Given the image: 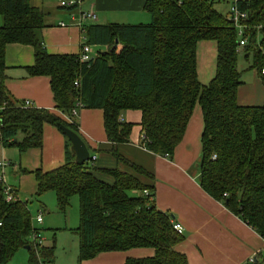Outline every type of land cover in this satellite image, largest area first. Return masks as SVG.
I'll list each match as a JSON object with an SVG mask.
<instances>
[{
  "label": "trees",
  "instance_id": "trees-1",
  "mask_svg": "<svg viewBox=\"0 0 264 264\" xmlns=\"http://www.w3.org/2000/svg\"><path fill=\"white\" fill-rule=\"evenodd\" d=\"M224 1L146 0L144 10L151 18L147 24L88 26L86 43L106 51L82 63L79 57L44 51L38 37L45 27L43 10L29 0H0V144L15 146L19 153L41 147L45 124L58 129L64 125L79 135L74 122L66 124L49 110L25 108L9 95L4 85L8 44L34 48L30 73L50 78L56 109L66 117L72 118L75 102L102 110L106 138L113 144L130 142L134 125L121 122L120 116L138 111L142 145L171 157L198 103L203 119L197 164L200 187L264 239V104L251 107L237 102L244 84L239 55L251 59L248 69L264 85V0L233 1L247 15L242 22L244 46L228 18L229 9L226 14L216 9ZM202 40L217 44L216 74L207 86L199 84L196 73V44ZM111 154L130 170L98 169L91 159L78 166L69 144L62 166L34 172L35 196L53 192L57 211L64 214L70 200L78 199L80 225L72 230L79 239L78 262L103 252L152 248V258L125 264H187L184 255L173 249L181 236L173 230L171 216L156 210L152 188L139 180L151 178L150 174L116 151ZM4 189L0 183V264H12L26 246L29 264H51L53 248L31 242L38 231L26 204L7 202ZM144 190L148 196L142 195Z\"/></svg>",
  "mask_w": 264,
  "mask_h": 264
},
{
  "label": "crops",
  "instance_id": "crops-1",
  "mask_svg": "<svg viewBox=\"0 0 264 264\" xmlns=\"http://www.w3.org/2000/svg\"><path fill=\"white\" fill-rule=\"evenodd\" d=\"M145 1L81 0L79 5L66 8L60 7L58 0H29V3L45 13V27L38 33L44 51L48 55L79 57L86 28L92 24L149 23L151 18L144 10ZM233 1H224L228 9ZM83 12L94 13L97 20L83 21L80 18ZM61 23L65 27H61ZM34 51L30 45L6 46L4 85L9 95L16 101H30L35 108L53 112L66 124L74 122L89 155L95 157L96 168L129 171L128 166L118 163L111 154L116 151L128 163L149 173L151 178L141 176L139 180L152 188L156 210L172 216V220L183 227L180 241L173 249L184 255L187 264H254L249 263L250 258L258 264L262 263L264 239L200 187L197 164L202 152L203 119L198 103L182 140L169 158L156 155L142 145L141 115L138 111H126L120 116L121 122L134 125L130 142L113 144L106 138L102 110L82 108L75 118H68L56 109L50 78L30 73L34 66ZM99 51H106V47H99ZM216 62V42L199 41L196 44V73L200 85L207 86L214 79ZM251 71L254 74L249 78L250 83L245 82L238 89L237 102L242 106H261L264 104V85L257 73ZM69 144L58 128L48 124L42 128L41 147L19 153L15 146L5 148L0 144V163L5 164L0 169V176L4 184L13 190L16 199L26 204L30 213L33 198L40 203L38 210L41 211L49 200L47 192L39 198L35 196L37 182L34 172L40 170L47 173L62 166L66 162ZM101 178L110 181L106 176ZM153 256L152 248H133L99 253L77 264H125L127 260L150 259Z\"/></svg>",
  "mask_w": 264,
  "mask_h": 264
},
{
  "label": "rangeland",
  "instance_id": "rangeland-1",
  "mask_svg": "<svg viewBox=\"0 0 264 264\" xmlns=\"http://www.w3.org/2000/svg\"><path fill=\"white\" fill-rule=\"evenodd\" d=\"M218 12L226 14L228 10L227 2H220L216 5ZM1 20V18H0ZM133 23V25L138 24ZM99 51L98 47L91 48V53L95 55ZM251 59L245 60L243 55L238 57V68L243 71L242 80L250 83L249 78L253 76V71L249 70ZM49 200L44 209L38 210L41 205L33 198L30 209L32 218V227L38 231L42 241V246L53 248L51 264H77L79 254V239L72 232L80 225L79 205L77 197L70 200V205L66 212L62 214L57 211L56 198L53 192L49 191ZM133 196V193H129ZM38 206V208L36 207ZM37 211H41L43 222L38 224L35 221ZM29 252L26 249H20L12 259V264H29Z\"/></svg>",
  "mask_w": 264,
  "mask_h": 264
},
{
  "label": "built area",
  "instance_id": "built-area-1",
  "mask_svg": "<svg viewBox=\"0 0 264 264\" xmlns=\"http://www.w3.org/2000/svg\"><path fill=\"white\" fill-rule=\"evenodd\" d=\"M81 3V0H77V1H66V0H58V4L60 7L62 8H66V7H73V6H77ZM247 15L246 13L244 12H241L236 3L233 2L229 8V20L233 23V26L236 28L237 30V35L238 37L240 38L239 39V45L240 46H244L245 45V40L242 39V36H243V25H242V22L246 19ZM80 18L84 21H90V22H95L97 20V17L94 13L92 12H83L80 14ZM61 27H65V25L63 23L60 24ZM95 56L91 53V47L90 45H88L86 43V39L83 40V42L81 43V46H80V52H79V62H82V63H88L90 61L93 60ZM262 73H264V70H262ZM77 84V83H75ZM23 106L25 108H32L33 107V104L32 102L30 101H24L23 102ZM2 107H0V111H1ZM82 109V106L76 102L75 103V106L74 108L71 110V117L72 118H75L77 115H78V112L79 110ZM142 141H145V137L142 135L141 137V142ZM165 158H169L167 155L164 156ZM92 161L95 160V157H92L91 158ZM5 166L4 163H0V169L3 168ZM0 183L4 185L5 189H4V194H5V199L7 202L9 201H15L17 200L15 195H14V192L13 190L4 184V181H3V178L2 176H0ZM143 196H148L149 195V192L147 190H144L143 193H142ZM35 221L38 223V224H41L43 219H42V213L39 212L36 217H35ZM172 228L173 230L175 231V233L177 235H182L183 234V227L181 226V224L177 223V222H174L172 221ZM31 242L33 245H42V241L38 235L37 232H34L32 234V237H31ZM254 260L253 258H250L249 260V263H253ZM40 264H45V263H41Z\"/></svg>",
  "mask_w": 264,
  "mask_h": 264
},
{
  "label": "water",
  "instance_id": "water-1",
  "mask_svg": "<svg viewBox=\"0 0 264 264\" xmlns=\"http://www.w3.org/2000/svg\"><path fill=\"white\" fill-rule=\"evenodd\" d=\"M59 129L63 132V134L70 142V152L74 156V162L76 165L81 166L92 158L90 157L88 148L86 147V144L80 137V135L64 125H61ZM24 249L29 250L30 248L29 246H26L24 247Z\"/></svg>",
  "mask_w": 264,
  "mask_h": 264
}]
</instances>
